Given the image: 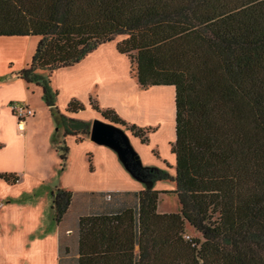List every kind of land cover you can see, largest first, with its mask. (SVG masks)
<instances>
[{"label": "trees", "instance_id": "1", "mask_svg": "<svg viewBox=\"0 0 264 264\" xmlns=\"http://www.w3.org/2000/svg\"><path fill=\"white\" fill-rule=\"evenodd\" d=\"M3 37L39 38L27 66L0 83L42 88L63 136L56 143L54 134L61 171L65 139L82 141L91 124L68 116L86 109L76 98L59 109L54 72L123 37L116 50L136 65L140 89H175V176L150 168L137 208L82 216L78 264H264V0H0ZM90 105L127 126L114 109ZM128 129L148 143L151 128ZM0 179L16 184L20 175ZM162 180L175 189L155 190ZM162 192L177 195L179 212L158 211ZM72 201L71 190L52 191L58 225ZM187 225L201 237L186 238Z\"/></svg>", "mask_w": 264, "mask_h": 264}, {"label": "crops", "instance_id": "2", "mask_svg": "<svg viewBox=\"0 0 264 264\" xmlns=\"http://www.w3.org/2000/svg\"><path fill=\"white\" fill-rule=\"evenodd\" d=\"M10 48L12 47L8 46L7 49ZM82 64L83 61L75 68L77 69L82 66ZM76 69H72V71ZM72 71L65 75L71 76L66 83L70 88L72 87L71 93L66 95L62 92L65 94H63L65 97L64 100L60 102V106H58L61 107L62 112H65L71 99H79L86 106L85 111L77 114H68V116L89 122L87 119H84L85 117L83 114L87 112L88 109H90L89 111L91 114L96 113L90 106V91L93 84L96 86V84L100 85L103 83L102 78L90 79L94 82L90 84L89 79H86L87 76L85 73L88 70L83 69L81 73H78L81 74L82 84L80 85L74 79L78 74ZM28 86L29 84L21 79H12L0 83V142L5 145L0 151V173L7 172L20 175V180L16 184H9L5 180L0 179V264H8L7 259L10 258L33 259L34 264H63L64 261H71L73 263L78 260L79 251L75 252L73 250L72 252L71 246L62 244L61 235L56 222L54 228H39L38 226H34L32 228H27L24 234L18 231L14 232L9 225V220L14 217V215H16L18 220L25 215L24 213L33 220L36 219L37 213L35 207L32 205L36 201L34 188L27 189L28 192H19L18 190L22 188V183L31 181L36 184L42 181V183L45 184V180L56 177V173L51 171L49 162L52 152L54 157L51 163L58 161V156L60 159V155L56 150L57 145L52 143L55 133L54 130L56 131V128H54L53 117L46 105L43 107L46 110V114L49 116L47 117L50 118L47 134L38 143H35L31 139L33 127L35 125H42L43 121H41L40 117L37 118L36 110L30 105V97L27 91V89H29ZM137 86L139 87L138 83ZM153 88L156 87H152L151 89ZM116 89L117 87H111L109 85V92L106 95L100 96L101 102H99L97 96L99 106L104 109H114L121 117H131L135 120L131 115V112L136 108L135 101L133 103L129 96L125 97L123 100L122 98L118 99L112 96ZM140 91L147 92L141 89ZM15 103L32 108L35 112L34 116L20 122L12 111V105ZM131 109L133 110L131 111ZM32 137L34 138L35 136L33 135ZM82 137L83 140L80 142H78L77 137L74 136H69L65 139L67 145V140L69 142V153L66 166L64 170H62L61 175L63 176H61V181L65 178L67 166H73L68 174L70 176L73 175V177L69 183L64 182L65 184L55 187L48 186V191H50L49 193L51 196V208L52 191L55 188L59 187L71 190L76 187V190H71L73 192V197L76 192H81L88 196L94 193L104 192L116 194L115 201H111L110 203L101 201L99 204L96 203V208L93 209L95 214L113 213L116 206L115 203L122 200V196H128L127 194L133 192L138 193L142 190L141 186L135 182L112 149L95 144L88 136ZM72 153L75 157L74 164H72L70 159ZM67 162H70V165H68ZM78 177L80 179H78ZM124 180L128 181L125 185L123 184ZM72 184L75 186H72ZM71 207L72 205L64 219L70 214ZM81 217V215H78L76 217L77 221H79ZM73 229L72 227H68L64 231L63 237L73 240L72 236L75 234V230ZM74 237L76 241V236L74 235ZM77 237L79 240L78 228Z\"/></svg>", "mask_w": 264, "mask_h": 264}, {"label": "rangeland", "instance_id": "3", "mask_svg": "<svg viewBox=\"0 0 264 264\" xmlns=\"http://www.w3.org/2000/svg\"><path fill=\"white\" fill-rule=\"evenodd\" d=\"M123 37H118L114 41L105 44L104 46L97 49L92 55L87 59L83 60L82 66L75 68L77 65H80L82 62L76 66L64 70L56 71L52 74L51 77V87L54 91L59 93L57 97V105L60 106V102L64 100V95L71 93V88L66 83L71 76H65L69 74L72 69L73 73H81L83 69H87L85 72L87 78L90 81V84L94 83L90 79H99L102 78L103 83L100 85L94 86L90 91V98L98 104L100 101V96L106 95L109 90V85L117 87L114 95L116 98H122V100L129 96L132 102L136 104L134 111L131 109V115L136 120H133L131 117H122L127 126L119 125L130 137L133 146L136 151L141 156L144 166L150 168H160L164 169L170 173V175L175 176V157L171 153L172 143L175 141V89L168 86H160L153 88L147 92H141L140 88L137 86L136 79V65L131 64L127 56L120 55L116 46L117 43L122 40ZM39 42L38 37H3L0 38V76L10 75L11 73H16L22 68L26 67L30 62L36 46ZM8 46L12 47L7 49ZM74 79L81 85V74H78ZM29 89H27L30 97V105L36 110L37 118L40 117L43 121L42 125H35L33 127V133L35 137L31 136L32 141L38 143L41 139L46 136L48 131L49 119L48 114H46L45 104L42 99V88L35 85L29 84ZM64 87V88H63ZM106 87V88H105ZM63 88V91H62ZM139 89V90H138ZM64 92V93H62ZM64 94V95H63ZM81 94V93H80ZM81 96V95H80ZM79 100V99H78ZM59 103V104H58ZM44 106V107H43ZM58 106V107H59ZM91 106V105H90ZM61 110V107H59ZM84 112V119H87L90 124L96 119H102L101 114L98 112L91 114L89 111ZM48 116V117H47ZM54 122V128H56V123ZM137 125L143 128H151V132L147 134L148 143L142 144L141 140L133 136V133L128 129L131 125ZM145 124V125H144ZM55 132V130H54ZM55 134V133H54ZM89 137V136H88ZM83 139V137L81 136ZM56 143L63 140V136L55 134ZM54 137L52 143L54 144ZM69 145V142L67 140ZM54 154L50 156V165L51 171L56 173V177L50 178V180H45L46 183L43 184L42 181L37 182H25L22 183V188L18 191L28 192L27 189H33L35 192L36 201L32 205L35 207L37 216L36 219L30 218L26 213L20 220L17 219L16 215L9 220V225L11 229L15 232L18 231L21 234H24L27 231V228H32L34 226L40 227H53L55 226L54 221V212L51 208V196L49 187H55L71 182L72 176L68 175L70 169L73 167L67 166L66 175L63 181H61L62 171L60 170L61 160L58 156V161L51 163ZM72 164L75 162L74 154L71 155ZM70 165V162H67ZM81 176V175H80ZM132 176V175H131ZM51 177V176H50ZM137 184L141 186V189L144 190L146 185L137 180L132 176ZM78 179H80L78 177ZM124 185L128 181H123ZM72 186H75L72 184ZM153 188L159 191H172L175 189V183L170 180L158 181ZM71 190H76V187ZM137 192L127 194L128 196H122V200H119L115 203V209L113 213L122 211L128 205L137 208L138 197ZM116 195V194H115ZM114 193L104 192V193H94L92 195L83 194L81 192H76L73 201L70 214L64 219V221L58 225V230L61 235L62 244H68L71 246V250L75 252L78 251V237H77V228L78 221L76 217L78 215L87 216L95 214L93 209L96 208V203L99 204L101 201L110 203L111 201L116 200ZM124 195V194H122ZM128 203H126V202ZM128 204V205H127ZM181 209L178 197L175 193H166L162 192L159 198V207L158 211L160 213H170V212H179ZM72 227L75 230L76 241L74 240V235L72 239H67L63 237L64 231ZM187 235L191 237H201V235L191 226L187 225ZM79 230V229H78ZM77 246V248H76ZM5 261V259H4ZM8 264H34L33 259H7ZM28 262V263H27ZM78 264V260L75 262L64 261L63 264Z\"/></svg>", "mask_w": 264, "mask_h": 264}, {"label": "water", "instance_id": "4", "mask_svg": "<svg viewBox=\"0 0 264 264\" xmlns=\"http://www.w3.org/2000/svg\"><path fill=\"white\" fill-rule=\"evenodd\" d=\"M89 138L97 145L112 149L125 169L137 180L147 185L143 171L150 169L143 164L141 156L133 146L129 135L119 126L103 117L92 122ZM153 185V184H151Z\"/></svg>", "mask_w": 264, "mask_h": 264}, {"label": "built area", "instance_id": "5", "mask_svg": "<svg viewBox=\"0 0 264 264\" xmlns=\"http://www.w3.org/2000/svg\"><path fill=\"white\" fill-rule=\"evenodd\" d=\"M12 111L20 122L25 121L29 117H33L35 114L34 110L29 106L21 105L18 103L12 105ZM185 237L189 238L190 236L186 234Z\"/></svg>", "mask_w": 264, "mask_h": 264}, {"label": "flooded vegetation", "instance_id": "6", "mask_svg": "<svg viewBox=\"0 0 264 264\" xmlns=\"http://www.w3.org/2000/svg\"><path fill=\"white\" fill-rule=\"evenodd\" d=\"M149 171H150L149 169L143 171V176H144V180L145 181H147L146 180V178H147V174L146 173L149 172Z\"/></svg>", "mask_w": 264, "mask_h": 264}]
</instances>
